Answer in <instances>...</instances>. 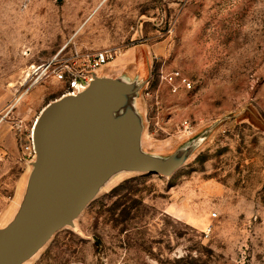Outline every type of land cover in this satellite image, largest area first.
<instances>
[{"label":"rangeland","instance_id":"rangeland-1","mask_svg":"<svg viewBox=\"0 0 264 264\" xmlns=\"http://www.w3.org/2000/svg\"><path fill=\"white\" fill-rule=\"evenodd\" d=\"M108 47L109 75L142 83L143 150L190 154L115 174L28 264H264V0H0V118L24 93L0 122L61 96L52 75L25 91L34 66ZM4 149L0 227L33 168L17 135Z\"/></svg>","mask_w":264,"mask_h":264},{"label":"water","instance_id":"water-1","mask_svg":"<svg viewBox=\"0 0 264 264\" xmlns=\"http://www.w3.org/2000/svg\"><path fill=\"white\" fill-rule=\"evenodd\" d=\"M122 58L119 65L128 59ZM111 61L89 71L86 86L46 104L33 121V168L16 214L0 227V264H24L56 233L75 227L118 172L169 176L186 162L188 146L167 157L143 150L135 101L142 83L110 76L105 66Z\"/></svg>","mask_w":264,"mask_h":264},{"label":"built area","instance_id":"built-area-1","mask_svg":"<svg viewBox=\"0 0 264 264\" xmlns=\"http://www.w3.org/2000/svg\"><path fill=\"white\" fill-rule=\"evenodd\" d=\"M117 52L116 48L108 47L86 54L76 53L75 56L67 61L52 59L48 62L42 63L41 65L34 66L33 72L30 75L31 77H29L30 82L25 91L27 92L35 84L51 75L59 81L64 82L65 85L62 90V94L71 92L79 86H86L91 79L88 72L96 70L107 62L113 60L117 56ZM18 98L15 100H19ZM14 102L10 105L8 111L4 113L0 120H4L10 114L11 109L15 106ZM10 122L24 154L29 158L32 157L34 154L32 144V125H27L24 119L18 116L12 117Z\"/></svg>","mask_w":264,"mask_h":264},{"label":"crops","instance_id":"crops-1","mask_svg":"<svg viewBox=\"0 0 264 264\" xmlns=\"http://www.w3.org/2000/svg\"><path fill=\"white\" fill-rule=\"evenodd\" d=\"M18 96H17V98H18ZM6 100L7 99L3 98L0 101V110L7 104ZM19 100H16V101L18 102ZM6 122L7 121H1L0 122V159L3 156V152L6 151L4 148L8 145V143L12 142V140H15V138H16V135L13 131L12 125L9 122H7V123Z\"/></svg>","mask_w":264,"mask_h":264},{"label":"bare ground","instance_id":"bare-ground-1","mask_svg":"<svg viewBox=\"0 0 264 264\" xmlns=\"http://www.w3.org/2000/svg\"><path fill=\"white\" fill-rule=\"evenodd\" d=\"M23 95H24V93L22 92L18 97H20V96L22 97ZM21 97H20V98H21ZM20 98H19V99H20ZM16 103H17V101H16ZM16 103H15V104H16ZM7 111H8V110H7ZM7 111H6V112H7ZM6 112H5V113H6ZM28 263H29V261L25 262L24 264H28Z\"/></svg>","mask_w":264,"mask_h":264}]
</instances>
